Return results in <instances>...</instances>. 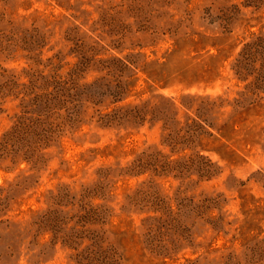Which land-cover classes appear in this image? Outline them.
Returning a JSON list of instances; mask_svg holds the SVG:
<instances>
[{
  "label": "rangeland",
  "instance_id": "obj_1",
  "mask_svg": "<svg viewBox=\"0 0 264 264\" xmlns=\"http://www.w3.org/2000/svg\"><path fill=\"white\" fill-rule=\"evenodd\" d=\"M0 264H264V0H0Z\"/></svg>",
  "mask_w": 264,
  "mask_h": 264
}]
</instances>
